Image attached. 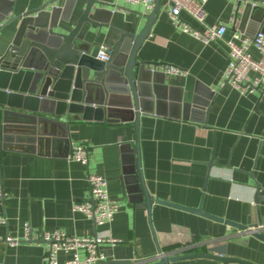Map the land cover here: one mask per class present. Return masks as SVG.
Segmentation results:
<instances>
[{
  "label": "crops",
  "instance_id": "obj_1",
  "mask_svg": "<svg viewBox=\"0 0 264 264\" xmlns=\"http://www.w3.org/2000/svg\"><path fill=\"white\" fill-rule=\"evenodd\" d=\"M13 1L8 20L47 3L46 9L67 4L66 0ZM86 1L78 0L71 9L67 7L64 16L69 21L60 19L56 30L70 29ZM99 1L104 10L102 20L107 25L91 27L84 38L92 44L95 56L101 45L110 49L118 41V30H141L150 13L142 5L122 0ZM2 5L7 2L2 1ZM206 10L208 25L228 26L222 40L205 44L175 29L168 5L161 0L150 34L138 51L140 60L176 65L186 72L156 75L161 86L145 106L147 112L140 116L141 169L153 201L151 209L142 205L144 199L143 203L131 199L123 179L126 164L122 145L131 143L136 148L133 122L110 123L70 115L74 120L68 124L70 142L57 144L55 155L41 145L36 153L13 150L1 156L0 187L5 194L0 195V213L7 221L0 224V258L5 264H46V244L24 240L26 223L35 231L63 230L80 237L108 232L121 242L99 245L105 261L160 264L162 254L207 251V243L214 241L213 245L225 243L229 256L264 264V240L251 233L240 234L238 228L224 222L158 202L201 206L206 213L247 226L258 223V207L264 224V200L255 203L257 186L264 189V95L260 90L242 92L231 85H221L229 62L226 41L237 32L253 36L264 27L250 22L242 26L238 0H208ZM181 15L195 27H202L186 11ZM19 25V19L0 25V58L10 49ZM251 53L256 59L261 57L254 48ZM209 92L213 95L206 111H184V103L191 102L195 93L202 100ZM6 101L12 105L19 99L13 95ZM8 107L0 102V128ZM185 114L190 117L185 118ZM77 144L88 146L87 165L69 158ZM136 159L135 155V165ZM89 172L104 176L109 182V195L120 203L113 220L104 226H97L93 219L73 210L75 202L88 199ZM7 236L20 241L10 244ZM80 252L84 255L83 250ZM69 256L65 252L58 255L61 262ZM169 264L224 263L195 257Z\"/></svg>",
  "mask_w": 264,
  "mask_h": 264
},
{
  "label": "water",
  "instance_id": "obj_2",
  "mask_svg": "<svg viewBox=\"0 0 264 264\" xmlns=\"http://www.w3.org/2000/svg\"><path fill=\"white\" fill-rule=\"evenodd\" d=\"M2 1H6L7 5L3 6ZM77 1L66 0L67 4L64 6L55 5L50 9H46L47 3L18 16H11L8 20L14 1L0 0V25L20 20L10 49L0 58V102L9 104L3 112L0 128V160L5 151L36 153L41 145L49 147V153L55 155L54 151L59 144L70 142L68 124L74 121L70 115L93 117L99 121L106 119L110 123L133 122L136 148L131 143L122 145L126 164L123 179L131 199L138 203H143L144 199L146 202L142 205L150 210L153 201L145 187L141 169L139 123L141 114L147 112L145 106L153 101L152 98L157 96L161 86L156 82L155 76L164 73L153 68L147 69V65L161 64L140 60L138 51L150 34L161 0H154L155 7L146 15V22L141 30H118L120 37L110 47L108 60H100L93 55L92 44L84 39L91 27L101 28L107 25V21L102 20L104 10L100 7L103 4L99 0H87L82 14L70 29L56 30L60 19L69 21L64 16V11ZM238 9L242 10V26L250 22L251 25L264 27V0H238ZM6 89L13 92L7 94ZM13 95L19 101L11 105L6 100ZM212 95L209 92L208 97L201 100L195 93L191 102L184 103V111L187 113L191 109H198L203 112V109L209 107ZM188 117L190 115L185 114V118ZM261 200H264V189L257 186L255 203L258 204ZM158 202L207 216L238 229L248 227L206 213L201 206L191 208L171 201ZM257 210L258 223L252 226L263 223L260 208L257 207ZM249 233L264 240L262 232ZM213 242L207 243L210 245L207 251L170 256L162 254L159 256V263L169 264L180 259L205 257L224 264H254L227 255L225 243L213 245ZM158 249L162 253L160 246ZM128 263V260L102 259L95 264Z\"/></svg>",
  "mask_w": 264,
  "mask_h": 264
},
{
  "label": "built area",
  "instance_id": "obj_3",
  "mask_svg": "<svg viewBox=\"0 0 264 264\" xmlns=\"http://www.w3.org/2000/svg\"><path fill=\"white\" fill-rule=\"evenodd\" d=\"M131 5H142L147 12H151L155 7L154 0H122ZM168 5V13L174 28L188 33L197 40L205 44L217 42L224 38L227 27L225 24L215 23L208 25L206 23L208 0H165ZM182 11L190 14L192 19L202 27H195L182 17ZM229 48V62L223 73L221 85H231L242 92L260 90L264 95V31L259 30L255 35H244L241 32L235 33L226 41ZM256 49L261 57L256 59L251 53V49ZM110 49L101 45L96 57L100 60H108ZM163 72L166 75L185 74L186 72L176 65H159L153 68ZM254 73V77L250 74ZM7 94L12 93L6 89ZM88 146L77 144L73 146V151L69 158L79 161L85 165L88 164L89 151ZM89 186V196L87 200L75 202L73 210L83 213L85 216L93 219L97 226L109 224L116 212L119 210L120 203L113 199L108 192V183L106 178L97 173L89 172L87 175ZM0 187V195H4ZM7 218L0 213V224L6 223ZM257 231L264 233V224L248 226L246 229H239L240 234ZM24 240L34 243H45L46 264H95L103 257L99 253V245L108 243L115 245L121 242V239L114 237L108 232H98L89 236H73L63 230L35 231L28 223L25 224ZM10 244H17L20 240L11 236L6 237ZM80 250L84 251L81 255ZM65 252L70 256L61 262L59 253ZM0 264H5L0 258Z\"/></svg>",
  "mask_w": 264,
  "mask_h": 264
}]
</instances>
